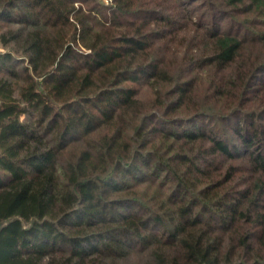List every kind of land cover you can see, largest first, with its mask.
Returning a JSON list of instances; mask_svg holds the SVG:
<instances>
[{"label":"trees","instance_id":"obj_1","mask_svg":"<svg viewBox=\"0 0 264 264\" xmlns=\"http://www.w3.org/2000/svg\"><path fill=\"white\" fill-rule=\"evenodd\" d=\"M0 264H264V0H0Z\"/></svg>","mask_w":264,"mask_h":264},{"label":"rangeland","instance_id":"obj_2","mask_svg":"<svg viewBox=\"0 0 264 264\" xmlns=\"http://www.w3.org/2000/svg\"><path fill=\"white\" fill-rule=\"evenodd\" d=\"M104 1H106L107 2V0H104ZM0 51H3V48H2V46L0 45Z\"/></svg>","mask_w":264,"mask_h":264}]
</instances>
